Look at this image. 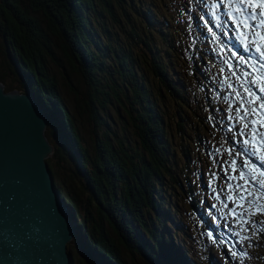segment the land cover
<instances>
[{
    "label": "trees",
    "instance_id": "trees-1",
    "mask_svg": "<svg viewBox=\"0 0 264 264\" xmlns=\"http://www.w3.org/2000/svg\"><path fill=\"white\" fill-rule=\"evenodd\" d=\"M160 1L0 0V82L7 91L30 89L46 111L54 145L47 162L78 220L68 243L73 264H200L189 244L198 224L180 204L194 216L211 208L198 190L206 181L199 162L215 157L205 131L211 122L221 142L231 136L205 60L213 58L211 33L195 15L183 19L188 33L175 29ZM261 229L250 226L264 261ZM222 244L217 237L210 264H222L218 252L231 260Z\"/></svg>",
    "mask_w": 264,
    "mask_h": 264
},
{
    "label": "rangeland",
    "instance_id": "rangeland-1",
    "mask_svg": "<svg viewBox=\"0 0 264 264\" xmlns=\"http://www.w3.org/2000/svg\"><path fill=\"white\" fill-rule=\"evenodd\" d=\"M202 1L204 2L205 11L203 10L202 12L197 13V17L203 20L204 23L205 21H208V23L205 24L206 32H209V28L212 29L215 27V29H212V32H210L212 37L211 45L215 51V59L212 60L209 56V58H205V60L206 63H209L208 68L214 72L213 83L216 86L217 92L214 93L215 101H217V103L220 101L223 102V106H219L220 109H222V111H219L221 112L220 115H222L219 117V122L230 134L231 141L228 144L221 142L216 133L213 131L211 126L212 124L210 122L209 128L205 131V133L209 136V139H207L205 143L210 146L211 152L215 157L209 158V161L202 160L199 162L198 165L200 168H203L202 173L204 178L206 176V181L204 185H199L198 190L202 195L205 193L210 195L207 202L211 205V208H206L205 211L200 208L199 215L194 216L185 203L180 204L182 211L188 219H190L189 221L196 222L198 224V228L192 230L193 241L189 242L192 248V257L197 258L200 264H210L208 261V253L211 248L215 247V239L218 237L222 241V245L226 253L231 256V260H226L222 257L221 253L218 252L222 259V264H242L236 256L231 254L233 251L237 253L240 251L247 253V255L239 256V258L241 261H246L248 264H264L260 248L262 242L260 241L259 236H253L250 230V226L254 224L252 222L255 221L256 217L264 214V212L259 210V207H264V200L260 198L256 200L252 206H249L246 201H236L234 203L233 201L228 200L227 197L229 195L235 196V193L228 189V184H243L244 181L241 179L227 180V177L225 176V172H227L229 176L239 177L238 170L236 172L232 171V161L236 160L237 165L242 164L244 161L242 156H237L235 153L237 151H243L244 147H246V145L243 144V140L246 136L240 135L241 130L244 129L246 121L242 120L241 117L244 115V110L246 108L252 107V105H248L246 103H243L242 106L240 98L236 95V92L239 91L246 97V99L248 98L247 94L243 93V89L240 87L241 80L237 77H239L245 70L252 73V76L257 75V73L251 66V61L247 64L239 61V56L242 55L248 57L250 53L243 50L241 45L244 41L242 39L239 43H237V36L233 34V21L225 14V8L227 5H222L220 8H213V4L218 3L219 0ZM194 2V0H161L158 9L162 14L172 18L175 29L183 28L188 33L183 19H187L191 14ZM228 10L231 11V8ZM213 13H215V15H213ZM234 15L236 14L234 13ZM175 33L179 36L176 30ZM213 33H215V38L213 37ZM185 42L186 38L184 37V39H182V43ZM234 51L239 53V55L234 56L232 54ZM62 62L66 63V58H62ZM50 67L52 72L56 74L52 64H50ZM200 67L204 68L202 65H200ZM179 69L184 73L186 82L190 85V87H192L193 81L190 79L189 75L186 74L188 67L182 65ZM57 75L60 79V83H63L58 69ZM252 76H249L248 79H251ZM77 78L78 76L71 72V79L77 82ZM255 106L258 107V102ZM238 107L241 109L239 113L236 112ZM203 112L210 114L214 112V109L213 107L204 106ZM223 112H225L224 115ZM251 119L257 121L255 127L257 129L261 128L264 132V127L260 126L261 122H264V115H261L258 112L254 114ZM78 120L86 132H88L92 125L85 121L84 116L81 117L79 114ZM245 132L248 133L249 130H245ZM256 139L258 140L259 138L256 137ZM248 170L249 169L245 168V172ZM253 175L258 176V173L253 172ZM221 189H223V191H221ZM252 190L253 189L249 188V191ZM217 196H219V199H217ZM247 199L252 200L253 197L249 196ZM225 203H227V207L224 206ZM233 209L234 211H232ZM202 212L203 214H206L205 218L209 217L208 212L211 213L213 217L210 221L212 226L208 225V222L203 217ZM237 214L238 218L235 217ZM202 219H205L206 221L204 222ZM245 221L249 222L246 223ZM221 223L225 224L224 227ZM228 223L229 226H227ZM212 227L215 228V234L211 233V235H209L210 232L208 231ZM227 233L235 235V240L232 239L231 242L227 241ZM244 238L247 239L245 243ZM231 243L233 244L231 246L232 250L229 246ZM78 264H80V262H78Z\"/></svg>",
    "mask_w": 264,
    "mask_h": 264
},
{
    "label": "water",
    "instance_id": "water-1",
    "mask_svg": "<svg viewBox=\"0 0 264 264\" xmlns=\"http://www.w3.org/2000/svg\"><path fill=\"white\" fill-rule=\"evenodd\" d=\"M0 82V264H73L77 233L47 159L54 145L36 94Z\"/></svg>",
    "mask_w": 264,
    "mask_h": 264
},
{
    "label": "snow or ice",
    "instance_id": "snow-or-ice-1",
    "mask_svg": "<svg viewBox=\"0 0 264 264\" xmlns=\"http://www.w3.org/2000/svg\"><path fill=\"white\" fill-rule=\"evenodd\" d=\"M225 4L227 5L225 14L233 21V34L237 36V43L242 39L244 41L241 45L243 50L250 53L248 57L239 56V61L245 64L251 61V66L257 73V75L252 76V73L245 70L237 77L241 80L240 87L243 89V93L247 94L248 98L246 99L239 91L236 92V95L240 98L242 106L243 103H246L252 105V107L246 108L244 115L241 117L242 120L246 121L244 129L240 132V135L246 136L243 140V144L246 147H244L243 151L235 153L237 156H242L244 161L239 165H237L236 160L232 161V171L236 172L238 170L239 177L229 176L225 172L227 180L241 179L244 183H229L228 189L235 193V196L229 195L227 199L234 203L236 201H246L249 206H252L256 200L264 198V132L259 131L255 127L257 121L251 119L258 112L264 115V0H219L212 7L220 8ZM229 8H231V11L228 10ZM207 23L208 21H205V24ZM208 30L212 32L211 28ZM213 37L215 38V33H213ZM232 54L234 56L239 55L235 51ZM249 76H252V78L248 79ZM257 102L258 107L255 106ZM240 111L241 109L238 107L236 112L239 113ZM260 126L264 127V122H261ZM245 130H249V132L246 133ZM256 137L259 139L257 140ZM245 168L249 170L245 172ZM253 172L258 173V176L253 175ZM249 188L253 190L249 191ZM249 196L253 197V199L248 200L247 197ZM217 199H219V196H217ZM224 206L227 207V203ZM259 210L264 212V207H259ZM252 223L258 226L259 224H264V221ZM261 230L264 231V229ZM231 254L233 256L247 255L243 251L239 253L233 251Z\"/></svg>",
    "mask_w": 264,
    "mask_h": 264
},
{
    "label": "bare ground",
    "instance_id": "bare-ground-1",
    "mask_svg": "<svg viewBox=\"0 0 264 264\" xmlns=\"http://www.w3.org/2000/svg\"><path fill=\"white\" fill-rule=\"evenodd\" d=\"M222 35V34H221ZM225 39V38H224ZM225 44V43H224ZM231 54V53H230ZM225 122H226V120H225Z\"/></svg>",
    "mask_w": 264,
    "mask_h": 264
}]
</instances>
